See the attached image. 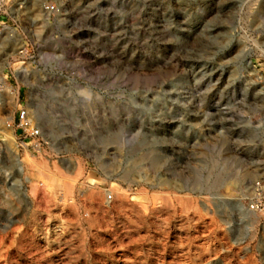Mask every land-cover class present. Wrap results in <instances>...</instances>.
I'll return each mask as SVG.
<instances>
[{"label": "rangeland", "instance_id": "374dc122", "mask_svg": "<svg viewBox=\"0 0 264 264\" xmlns=\"http://www.w3.org/2000/svg\"><path fill=\"white\" fill-rule=\"evenodd\" d=\"M0 264H264V0H0Z\"/></svg>", "mask_w": 264, "mask_h": 264}, {"label": "built area", "instance_id": "2783aa9c", "mask_svg": "<svg viewBox=\"0 0 264 264\" xmlns=\"http://www.w3.org/2000/svg\"><path fill=\"white\" fill-rule=\"evenodd\" d=\"M55 9V5L53 3H49V1H46L44 3V11L45 12H52ZM18 57H19V63H22V65L26 62V60L32 58V55L29 53L27 49V42L24 41V44L21 45V47L18 50ZM16 123L21 129V134L18 137V140L21 141V145H28L26 142L28 139H31V145L34 147H42L43 145V136H42V129L38 124L34 123L33 118L29 114V110L27 107L22 106L18 109L17 117H16ZM262 184L261 182H256V190L261 191ZM107 201L113 200L112 193H109L106 196ZM258 206V201L254 200L253 203L250 205L251 209H256Z\"/></svg>", "mask_w": 264, "mask_h": 264}, {"label": "bare ground", "instance_id": "6f19581e", "mask_svg": "<svg viewBox=\"0 0 264 264\" xmlns=\"http://www.w3.org/2000/svg\"><path fill=\"white\" fill-rule=\"evenodd\" d=\"M10 31H12V32H14L13 30H10ZM8 40H9V37L8 36H5L4 37V40H3V43H6V42H8ZM15 164H16V170H17V174L19 175V176H21L22 174H23V166L22 165H20V163H19V161H18V159L15 161ZM22 182L23 180H18V182ZM25 190V189H24ZM26 197V196H25Z\"/></svg>", "mask_w": 264, "mask_h": 264}]
</instances>
